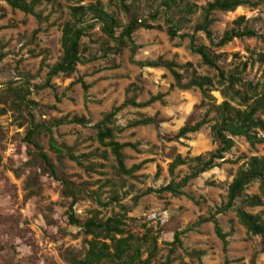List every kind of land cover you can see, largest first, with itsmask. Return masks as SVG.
Instances as JSON below:
<instances>
[{"label": "rangeland", "instance_id": "374dc122", "mask_svg": "<svg viewBox=\"0 0 264 264\" xmlns=\"http://www.w3.org/2000/svg\"><path fill=\"white\" fill-rule=\"evenodd\" d=\"M36 1L33 14L12 9L0 1V264H68L62 253L68 251L83 258L87 241L92 239L82 228L69 224L66 213L71 198L63 194V184L53 178L37 151L26 144L25 133L32 122L42 128L49 126L56 146L65 147L76 157L72 160L51 149L50 135L41 130L37 140L55 171L73 183L78 200L75 216L81 223L94 216L105 221L120 216L127 231L147 237L142 256L146 260L151 253L150 264H264V238L249 234L234 211L216 215L223 233L229 235L226 249L212 222L198 224L200 218L210 217L226 204L237 170L254 156L263 158L264 143L252 147L245 138L234 137V147L224 161L191 180L183 190L185 195L151 192L190 173L193 163L178 166L170 174L169 165L178 155L187 159L216 150L209 129L216 115L211 112L209 124L197 133L169 140L193 114L195 121L201 120L209 107L198 109L203 100L200 91L178 88L168 69L142 67L138 62L157 58L174 61L180 66L177 71L183 74L184 83L193 73L214 79L212 104L220 105L228 99L217 83V70L204 65L190 51L189 39L171 40L162 15L155 21L149 20L161 0H126L135 2L139 17L147 18L154 28L137 30L133 41H128L119 52L116 41L87 16L86 22L94 27L82 39V62L69 77H49V71L61 54L62 29L70 19V8L101 1L105 10L120 22L118 37L128 23L115 4L120 0ZM208 1L212 0H191L198 11ZM198 16L199 12L192 15L191 23L180 33L193 32L192 25ZM213 17L216 22L212 30L217 38L233 28L239 17L264 34V5L216 12ZM197 39L220 55V64L226 70L241 69L246 63L245 80L254 84L264 82V62L258 60L259 54L264 55V38L235 39L223 47L211 46L202 33ZM18 89H28L26 98L34 104L19 107L15 96ZM152 97L155 101L147 107L122 108L110 125L117 142L135 145L123 150L125 169L140 165L131 174L121 173L111 149L97 139L95 125L126 99L147 103ZM75 116L84 117L88 124L55 123ZM145 118H155L158 127L131 126ZM259 193L258 182L245 190L246 195ZM250 212L264 220V201ZM177 232L186 233L181 236V246L173 247L169 243ZM154 241L155 246L151 247Z\"/></svg>", "mask_w": 264, "mask_h": 264}, {"label": "trees", "instance_id": "16d2710c", "mask_svg": "<svg viewBox=\"0 0 264 264\" xmlns=\"http://www.w3.org/2000/svg\"><path fill=\"white\" fill-rule=\"evenodd\" d=\"M6 2L12 9L19 10L25 14H33L34 7L37 6L36 0H0ZM79 3H83L85 0H77ZM135 2L127 3L126 0H120L116 2L117 8H120L127 17V24L124 26L123 31L117 37L116 31L121 27L120 22L110 13L105 10L101 1L96 3H90L88 5H79L70 8V19L66 21L62 29L61 35V54L57 62L50 67L49 77H54L59 74L66 76L73 75L78 64L81 61V46L82 39L87 36L90 29L94 27V24H89L86 21V17L90 16L93 20H96L101 25L102 32L110 39L116 41L118 46L116 50L119 52L122 47L127 45L128 41H133L134 33L141 29H153L154 26L148 22V19L142 20L139 17L138 12L135 10ZM264 5V0H212L208 1L206 5L197 10L191 0H161L159 8L153 10L149 15V20L155 21L162 15L164 21L167 24V32L171 40L176 38H188L189 49L192 53L197 54L202 60L203 64L217 70L218 75L216 77L217 83L222 87V94L228 99L223 101L220 105L212 104V97L210 93L213 91L214 79L209 76H199L193 73L187 83L183 82V74L177 71L180 66L174 61L163 60L157 58L156 60L138 62L142 67H163L168 69L177 84L178 88L189 90L198 89L202 96V103L197 107L207 108L206 112L201 120L195 121V114H193L187 121V124L182 126L173 137H168L169 140H178L186 138L188 134L197 133L202 127L209 124V115L214 112L216 115V121L212 124L210 129V135L214 142L217 144L215 151L209 152L207 155H199L193 158L184 159L181 155H178L175 160L169 165L170 174L178 166H186L194 164L190 168V173L180 181H171L168 185L161 187L155 192L157 194L170 193L173 196H183L184 189L188 183L196 179L200 174L211 170L217 165L218 161L225 159L234 147V137H242L247 142L255 147L260 143H264V82L254 84L251 81H246L244 78V72L247 68L245 63L240 69L235 67L234 69L226 70L220 64V55H216L211 52L208 46L198 43L197 35L202 33L209 40L213 47H223L235 39L245 38H264V34L259 33L255 28L249 25V21L243 17H239L234 20V27L225 30L222 37L217 38L214 35L212 27L216 22L214 14L216 12H233L236 9L243 6L259 7ZM199 12L198 19L192 25L193 32L183 33L180 32L183 28L191 23V16ZM258 60L264 62V55L259 54ZM83 89L86 90L87 86L83 83ZM15 92V91H14ZM29 93L28 89H18L15 92V96L18 98V106L34 104L33 101H29L26 98V94ZM155 101V97L149 99V101L138 103L134 99H126L121 107H115L110 113L106 114L104 118L95 125L97 129V139L106 148H110L112 153L116 157L117 168L121 173L131 174L136 171L140 165H134L130 169H125L126 156L123 150L127 146L134 147L131 143L121 144L114 139V127L113 125L115 116L122 108L126 106L134 107H147ZM31 114V113H30ZM31 117H34L31 115ZM56 125L65 123H75L85 126L88 124V120L84 117H73L68 121L67 117L58 119L55 121ZM30 129H27L24 140L28 146H32L38 156L42 159L45 166L49 169L53 178L61 182L64 186L63 194L66 198L70 199L66 216L69 224L78 226L83 229L86 235H91L92 239L87 241L88 248L83 256L79 258L64 251L62 253L63 258L68 264H150L152 261V254L146 260H143L142 250L147 244V237L138 236L135 233H130L126 230V223L120 216L109 217L107 221L99 219L98 217H92L81 223V221L75 216V210L77 205V193L73 188V183L67 178L60 176L55 171V167L52 164L49 156L44 152L42 146L37 140L38 135L42 129L50 135V148L55 150L61 155H67L72 160H76V157L67 152L64 147H57L52 137V131L49 126L44 128L38 123H31ZM139 125H154L158 127L159 122L155 118H145L135 121L131 126ZM259 183V194L246 195V188L254 183ZM264 201V157L254 156L245 166L240 167L231 184L229 185L227 202L221 205L216 211L208 218H200L198 224H204L212 222L215 226V232L219 239L222 241L223 248L226 249L228 243V234H224L222 228L218 222V214H225L227 211H234L239 219V222L246 228L247 232L253 236H259L264 238V220L259 214H253L251 209L263 204ZM4 221L8 222V219ZM12 223L11 230L15 228ZM186 233V232H184ZM183 232H177L174 237V241L169 243L173 247H180L182 240L181 236ZM127 234V236H124ZM155 242H152V246H155ZM34 246V245H32ZM11 248V246H9ZM13 248V247H12ZM34 248V247H33ZM152 252V249H151ZM261 253L264 254V248Z\"/></svg>", "mask_w": 264, "mask_h": 264}]
</instances>
